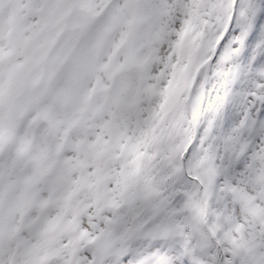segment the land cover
I'll list each match as a JSON object with an SVG mask.
<instances>
[{"label":"snow or ice","instance_id":"snow-or-ice-1","mask_svg":"<svg viewBox=\"0 0 264 264\" xmlns=\"http://www.w3.org/2000/svg\"><path fill=\"white\" fill-rule=\"evenodd\" d=\"M0 264H264V0H0Z\"/></svg>","mask_w":264,"mask_h":264}]
</instances>
